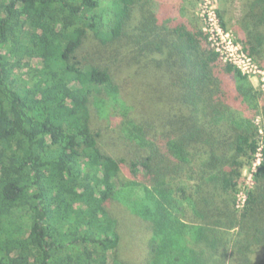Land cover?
<instances>
[{
    "label": "trees",
    "instance_id": "obj_1",
    "mask_svg": "<svg viewBox=\"0 0 264 264\" xmlns=\"http://www.w3.org/2000/svg\"><path fill=\"white\" fill-rule=\"evenodd\" d=\"M240 3L264 67V0ZM194 7L0 0V264H264V92Z\"/></svg>",
    "mask_w": 264,
    "mask_h": 264
},
{
    "label": "built area",
    "instance_id": "obj_2",
    "mask_svg": "<svg viewBox=\"0 0 264 264\" xmlns=\"http://www.w3.org/2000/svg\"><path fill=\"white\" fill-rule=\"evenodd\" d=\"M198 17L201 28L208 37L210 46L220 55L221 59L234 65L253 83L255 88L264 92V67L247 53L244 45L236 34L222 23L219 14V0H198ZM263 132V130H262ZM262 161L261 148L257 152L255 167ZM247 193L242 190L238 193L237 208H243L247 200Z\"/></svg>",
    "mask_w": 264,
    "mask_h": 264
},
{
    "label": "rangeland",
    "instance_id": "obj_3",
    "mask_svg": "<svg viewBox=\"0 0 264 264\" xmlns=\"http://www.w3.org/2000/svg\"><path fill=\"white\" fill-rule=\"evenodd\" d=\"M193 1L195 4V7L193 8V12H194V15L198 17L199 1L198 0H193ZM219 2H220V9L224 11V19L227 22L228 27L231 30H233V32L236 34V37L238 38V35L235 30V26L241 15L240 0H219ZM199 23L201 24L200 21ZM255 90L257 89L255 88ZM256 120L263 130L262 116L258 115ZM108 121L109 123L115 122L114 120H111V121L108 120ZM106 135L108 136V139L111 140V143H110L111 146H117L119 148L123 147L121 141H119L118 137H116L117 135L116 133L107 132ZM256 162H257V158L253 165L247 166L243 171V177H242V181L240 184V190H242L244 193H247L254 186L255 172L257 171V168L255 167ZM122 211H125V210L122 209ZM125 214H126V217H129L127 211H125ZM135 243H136V238H134V235H132L130 232L127 233V235L124 237V241L121 246V249L119 250L120 257L123 259H129V260H131L132 258H136L137 255H136V249H135L136 247L134 246Z\"/></svg>",
    "mask_w": 264,
    "mask_h": 264
}]
</instances>
